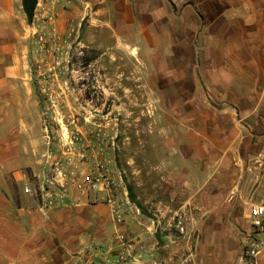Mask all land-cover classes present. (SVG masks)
Listing matches in <instances>:
<instances>
[{
  "label": "crops",
  "instance_id": "crops-1",
  "mask_svg": "<svg viewBox=\"0 0 264 264\" xmlns=\"http://www.w3.org/2000/svg\"><path fill=\"white\" fill-rule=\"evenodd\" d=\"M41 32L68 52L95 54L101 100L152 117L148 147L163 156L151 162L169 185L158 211L162 220L189 214L185 239L153 234L143 215L117 225L98 194L69 187L59 169L48 178L41 138L32 140L40 128L26 123L39 112L32 61ZM1 174L0 264H81L97 242L111 243L116 264L118 235L136 246L131 264H179L188 252L193 264H247L258 240L255 264H264V220L254 227L246 213L253 200L264 206V0H37L31 24L22 0H0ZM16 230L24 240L9 235Z\"/></svg>",
  "mask_w": 264,
  "mask_h": 264
},
{
  "label": "rangeland",
  "instance_id": "rangeland-1",
  "mask_svg": "<svg viewBox=\"0 0 264 264\" xmlns=\"http://www.w3.org/2000/svg\"><path fill=\"white\" fill-rule=\"evenodd\" d=\"M66 57L64 54L54 75L59 80L69 78L70 89L67 97L57 100L53 105L37 93L36 105L39 112L34 117L26 118L31 129L40 128L37 129L40 133L37 132L32 140L41 138L39 158L44 160V172L48 178L54 177L57 172L54 162L58 160L59 171L63 177H69L67 184L71 187L80 179L79 175L83 171V164H87L86 160L87 165L92 168L107 158L110 162L108 167L121 186L120 191L125 190L129 198L140 207L142 218H154L159 215L158 208L168 203L166 195L169 185L164 181V166L151 162L155 155L163 156V150L155 151L148 147V126L152 117H133L130 115L131 111L124 114L116 109L123 104L124 108L134 106L130 102L101 100L100 84L95 82L97 79L101 83V72L96 74L97 64L93 62L96 59L95 54L83 51V55H79L76 48L69 53L68 61ZM32 62L35 64L34 60ZM54 89L58 92L56 87ZM140 107L147 110L154 106L151 101H142ZM44 111L48 114L44 115ZM44 118L49 120L48 138L42 130ZM15 120L19 123L22 118L17 117ZM70 138H77L72 145H69ZM67 150L69 154H63ZM81 150H85L84 158L81 157ZM49 154H52L51 158L48 157ZM75 165L78 167H74ZM71 170L77 172L69 175ZM7 178L4 174L0 175L2 185L7 184ZM45 183L49 184L47 181ZM54 185L62 188L59 183ZM252 202L257 203L254 200ZM10 234L13 240L25 239L18 230L10 231ZM95 248L87 247V250L92 251Z\"/></svg>",
  "mask_w": 264,
  "mask_h": 264
},
{
  "label": "built area",
  "instance_id": "built-area-1",
  "mask_svg": "<svg viewBox=\"0 0 264 264\" xmlns=\"http://www.w3.org/2000/svg\"><path fill=\"white\" fill-rule=\"evenodd\" d=\"M35 64L34 70L37 75V88L39 94L52 102L67 97V91L70 89V80L68 77H64L59 80L54 74L57 66L60 65L64 54L67 55L66 60L69 58V53L66 51L62 44H59V38L49 33H35ZM78 54L83 55V48H77ZM68 61V60H67ZM50 73V74H46ZM52 73V75H51ZM99 73L96 72V74ZM95 82L99 84L96 79ZM56 87L57 90L54 89ZM47 115V111L43 112ZM48 118L43 119V130L47 135L49 133ZM77 138H70L69 145H72ZM70 150V147H68ZM81 157L86 156L85 150L80 151ZM52 154L48 157L51 158ZM55 160V158H54ZM88 164V160H86ZM110 162L107 158L97 163V166L90 168L85 175L75 182V187L80 193H96L101 197V201L109 208L112 220L117 225H122L127 219L133 216H141V210L138 205L133 202L128 193L120 191L121 186L117 182V178L112 174L108 164ZM56 169H59L60 162L56 160L54 162ZM51 184V183H50ZM24 192L31 194L36 191L29 187L24 188ZM63 202L57 200L53 202L48 199L45 201L46 207H54L61 205ZM247 216L251 220L254 227H262L261 222L264 220V206L258 203L251 204L247 209ZM190 221L189 214L185 212H176L171 214L167 220H162L161 215H157L151 219V231L153 234L158 232H165L166 240L185 239L189 233L188 223ZM118 244L115 254L116 264H131L132 262L138 263L140 259L136 257V246L131 243L123 235H118L115 240ZM114 243V242H113ZM111 243L97 242L95 250L84 249L81 259V264H112L109 260L106 251H108ZM169 242L165 243L163 247H168ZM263 245V240L254 241L245 250V261L247 264H255V259L259 253L260 247ZM154 258V257H153ZM152 264H159L158 261L153 259ZM179 264H193L191 253L188 252L183 260Z\"/></svg>",
  "mask_w": 264,
  "mask_h": 264
},
{
  "label": "trees",
  "instance_id": "trees-1",
  "mask_svg": "<svg viewBox=\"0 0 264 264\" xmlns=\"http://www.w3.org/2000/svg\"><path fill=\"white\" fill-rule=\"evenodd\" d=\"M36 4L37 0H22V9L29 24L33 21Z\"/></svg>",
  "mask_w": 264,
  "mask_h": 264
}]
</instances>
